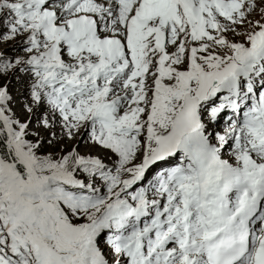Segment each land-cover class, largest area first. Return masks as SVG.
Instances as JSON below:
<instances>
[{
  "label": "snow or ice",
  "instance_id": "snow-or-ice-1",
  "mask_svg": "<svg viewBox=\"0 0 264 264\" xmlns=\"http://www.w3.org/2000/svg\"><path fill=\"white\" fill-rule=\"evenodd\" d=\"M0 264H264V0H0Z\"/></svg>",
  "mask_w": 264,
  "mask_h": 264
},
{
  "label": "rangeland",
  "instance_id": "rangeland-1",
  "mask_svg": "<svg viewBox=\"0 0 264 264\" xmlns=\"http://www.w3.org/2000/svg\"><path fill=\"white\" fill-rule=\"evenodd\" d=\"M12 87V92L13 95L19 96V93L23 91V86L17 82H13Z\"/></svg>",
  "mask_w": 264,
  "mask_h": 264
},
{
  "label": "bare ground",
  "instance_id": "bare-ground-1",
  "mask_svg": "<svg viewBox=\"0 0 264 264\" xmlns=\"http://www.w3.org/2000/svg\"><path fill=\"white\" fill-rule=\"evenodd\" d=\"M81 150H82V151L84 150V149H83V147H82V149H81Z\"/></svg>",
  "mask_w": 264,
  "mask_h": 264
}]
</instances>
